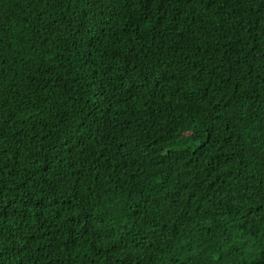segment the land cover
<instances>
[{"label": "trees", "instance_id": "obj_1", "mask_svg": "<svg viewBox=\"0 0 264 264\" xmlns=\"http://www.w3.org/2000/svg\"><path fill=\"white\" fill-rule=\"evenodd\" d=\"M0 264H264V0H0Z\"/></svg>", "mask_w": 264, "mask_h": 264}]
</instances>
